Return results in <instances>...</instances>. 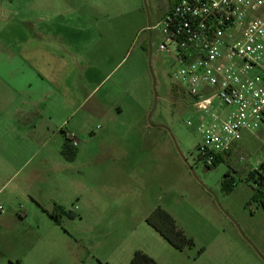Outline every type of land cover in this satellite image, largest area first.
<instances>
[{"label":"rangeland","instance_id":"obj_1","mask_svg":"<svg viewBox=\"0 0 264 264\" xmlns=\"http://www.w3.org/2000/svg\"><path fill=\"white\" fill-rule=\"evenodd\" d=\"M32 1L0 0L3 100L10 98L8 69L18 70L23 87L34 82V70H24L19 61L12 60L6 32L11 20L22 19L23 14L14 8ZM59 1H64L58 21L64 39L58 53L61 66L90 69L87 73L100 70L107 78L95 99L103 98L108 104L118 101L124 117L114 124L94 121L89 138H79L80 149H87L78 162L67 170L42 174L68 179L78 191L67 199L72 202L67 211L72 215L64 216L60 225L48 214L28 212L18 189L22 177L42 157L61 161L60 153L49 154V147L31 149L22 154L28 156L20 171L0 169V206L4 208L0 212V264H74L80 260L83 264L123 260L128 264L137 251L155 252L164 241L146 221L159 206L194 240L195 246L183 254L192 256V264L203 247H209L204 261H210L218 245L230 243L233 234L242 237V232H251L264 247V209L253 200L256 191L248 181L254 162L264 155V126L254 135L243 134L231 155L213 167L199 158V136L186 125L190 97L175 78L177 69L171 59L159 52L162 36L154 29L166 16L163 12L169 0ZM170 1L173 5L178 0ZM149 27L153 28L150 40ZM53 29L46 26L48 32ZM52 61L46 59L45 65ZM85 179L87 185L81 186ZM229 183L237 187L228 189ZM80 200L83 213L78 210Z\"/></svg>","mask_w":264,"mask_h":264},{"label":"crops","instance_id":"obj_2","mask_svg":"<svg viewBox=\"0 0 264 264\" xmlns=\"http://www.w3.org/2000/svg\"><path fill=\"white\" fill-rule=\"evenodd\" d=\"M50 1L47 4L34 0L21 9L14 8L20 11L18 15H23L20 21L11 20L8 24L6 32L8 45L11 47L9 53L14 58L12 60L19 61V67L34 70L32 72L34 82L23 87V84L19 83L21 77L18 70L8 69L10 72L7 93L10 98L5 100L0 98V155L4 154L2 155L4 158L0 157L1 170L20 171L25 166L28 156L22 157V154H28L31 149L46 151L49 147V154L57 151L61 155V161H54L51 156L42 157L38 166L26 173L18 184L21 199L29 208L28 212L37 211L48 215L56 204L68 211L72 202H68L67 199L72 194L78 195V191L68 179L57 177L51 179L42 177V174L46 171L57 173L67 170L68 166H74L73 164L78 162L87 149L86 146L80 149L79 138H89L93 132L94 121L114 124L124 117V109L118 101L108 104L103 98L95 99L107 78L103 77L100 70L92 69L87 73L90 69H63L61 66L58 53L59 48L62 49L64 39L58 21L60 7L64 5V1ZM44 16L48 19H44ZM83 22L81 25H85ZM49 25L55 27L52 32L46 30V26ZM77 47L76 44L72 48ZM50 57L53 58L52 65L46 66L45 60ZM33 87H37L34 92ZM25 94H29L28 98H24ZM20 96L23 98L18 99ZM67 134H73L78 139L77 155L71 162L62 155ZM23 163L25 164L22 166ZM83 182L81 186L87 185L86 179ZM236 187L237 184L233 188ZM79 203L78 210L83 213L81 200ZM242 233H244L242 237L233 234L230 243L218 245L215 256L212 259L210 257V261H204V256L209 253V247L201 248L203 252L194 258L193 264H264V247L257 242L253 233L248 231ZM185 251L176 250L164 239L158 243L155 252L147 253L154 257L157 264H192V256L183 255ZM17 264H20V261H17ZM74 264L83 262L75 261ZM118 264L127 263L123 260Z\"/></svg>","mask_w":264,"mask_h":264},{"label":"built area","instance_id":"obj_3","mask_svg":"<svg viewBox=\"0 0 264 264\" xmlns=\"http://www.w3.org/2000/svg\"><path fill=\"white\" fill-rule=\"evenodd\" d=\"M155 28L190 97L199 158L213 167L264 123V0H178ZM67 140L78 146L73 134ZM263 170L264 155L250 171Z\"/></svg>","mask_w":264,"mask_h":264},{"label":"trees","instance_id":"obj_4","mask_svg":"<svg viewBox=\"0 0 264 264\" xmlns=\"http://www.w3.org/2000/svg\"><path fill=\"white\" fill-rule=\"evenodd\" d=\"M178 2V1H177ZM176 2V3H177ZM62 155L67 161H74L77 155L76 147H74L68 140L64 144L62 149ZM231 154H229L230 156ZM224 160L223 157L219 158V164ZM248 181L258 184L260 189L256 190L253 200L257 202L264 209V170L250 171ZM233 183L228 185V189H232ZM72 212H67L62 206L55 205L54 209L49 213L50 218L55 224L60 225L64 216H71ZM147 223L158 232L173 248L178 251H184L186 249L193 248L195 242L192 238H189L184 231L179 229L175 218L162 207H157L146 219ZM203 249L200 250V254ZM128 264H157L154 258L145 252L137 251L131 261Z\"/></svg>","mask_w":264,"mask_h":264},{"label":"flooded vegetation","instance_id":"obj_5","mask_svg":"<svg viewBox=\"0 0 264 264\" xmlns=\"http://www.w3.org/2000/svg\"><path fill=\"white\" fill-rule=\"evenodd\" d=\"M175 4L172 5V1L169 0V6H167L165 12H163V14L165 15L166 13L168 14L172 8L174 7ZM173 6V7H172ZM153 28L152 27H149L148 28V31H147V37L148 39L150 40L152 38V35H153Z\"/></svg>","mask_w":264,"mask_h":264}]
</instances>
